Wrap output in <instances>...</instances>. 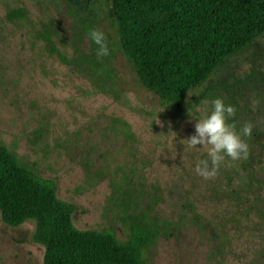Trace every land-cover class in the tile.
I'll return each mask as SVG.
<instances>
[{"label":"rangeland","instance_id":"rangeland-1","mask_svg":"<svg viewBox=\"0 0 264 264\" xmlns=\"http://www.w3.org/2000/svg\"><path fill=\"white\" fill-rule=\"evenodd\" d=\"M23 4L53 22L68 60L28 63L32 55L20 48L21 31L13 40L8 26L0 25V144L56 183L57 197L75 206L76 228L111 227L122 240L124 215L146 209L152 218L175 222L147 250V264H216L209 237L192 221L199 216L205 224L224 196L193 186L213 178L195 174L180 153L198 156L201 146L186 147L187 138L218 97L235 106L228 122L238 132L253 124L252 136L244 137L250 146L264 132V34L221 63L178 110L141 85L120 48L111 0H87L79 9L64 0ZM3 10L1 4L0 16ZM92 29L107 38L110 55L102 60L88 35ZM114 118L131 126L137 142L117 137ZM34 229L33 219L9 227L0 218V264H42Z\"/></svg>","mask_w":264,"mask_h":264},{"label":"trees","instance_id":"trees-1","mask_svg":"<svg viewBox=\"0 0 264 264\" xmlns=\"http://www.w3.org/2000/svg\"><path fill=\"white\" fill-rule=\"evenodd\" d=\"M31 1L39 7L58 0ZM64 1L79 9L87 0ZM1 4L0 25L8 26L13 40L21 31L20 48L32 55L28 63L44 67L50 60H68L51 20L34 16L23 0ZM111 9L120 48L141 85L178 110L221 63L264 34V0H111ZM112 126L124 143L137 142L127 122L114 118ZM180 155L195 174L196 164L208 159L202 147L198 156ZM199 184L224 196L205 224L199 216L192 221L209 237L216 264H264V132L249 145L247 159L226 156L212 181L193 182ZM74 211L57 197L53 180L18 163L0 144L1 221L9 227L35 221L32 240L43 247L42 264H147V250L175 223L152 218L146 209L126 213L120 240L111 227L76 228Z\"/></svg>","mask_w":264,"mask_h":264},{"label":"clouds","instance_id":"clouds-1","mask_svg":"<svg viewBox=\"0 0 264 264\" xmlns=\"http://www.w3.org/2000/svg\"><path fill=\"white\" fill-rule=\"evenodd\" d=\"M89 38L98 46L96 55L99 60L110 55L105 33L99 29H92ZM236 108L231 104H225L223 98L213 101V110L206 117L197 120L195 133L187 138L188 148L201 146L207 149L208 159L197 163L195 172L205 179L217 175L225 157L231 160L247 159L249 155V144L244 137H251L253 124L246 122L238 132L235 124H230V118L236 116Z\"/></svg>","mask_w":264,"mask_h":264}]
</instances>
